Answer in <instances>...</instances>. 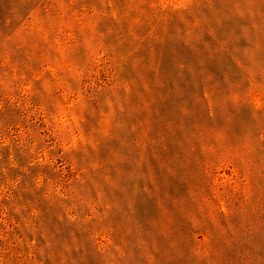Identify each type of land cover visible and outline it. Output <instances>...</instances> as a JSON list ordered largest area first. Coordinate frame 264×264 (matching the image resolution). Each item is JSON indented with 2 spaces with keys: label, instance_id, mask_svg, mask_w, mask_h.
Instances as JSON below:
<instances>
[{
  "label": "rangeland",
  "instance_id": "rangeland-1",
  "mask_svg": "<svg viewBox=\"0 0 264 264\" xmlns=\"http://www.w3.org/2000/svg\"><path fill=\"white\" fill-rule=\"evenodd\" d=\"M0 264H264V0H0Z\"/></svg>",
  "mask_w": 264,
  "mask_h": 264
}]
</instances>
